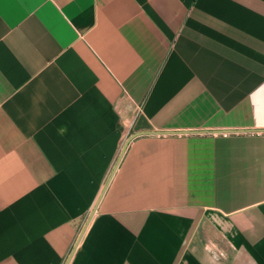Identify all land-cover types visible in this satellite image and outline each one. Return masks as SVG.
Here are the masks:
<instances>
[{"label": "crops", "instance_id": "crops-1", "mask_svg": "<svg viewBox=\"0 0 264 264\" xmlns=\"http://www.w3.org/2000/svg\"><path fill=\"white\" fill-rule=\"evenodd\" d=\"M263 126L264 0H0V264H264Z\"/></svg>", "mask_w": 264, "mask_h": 264}, {"label": "water", "instance_id": "water-1", "mask_svg": "<svg viewBox=\"0 0 264 264\" xmlns=\"http://www.w3.org/2000/svg\"><path fill=\"white\" fill-rule=\"evenodd\" d=\"M136 135H138V134H132V135L129 136V138H127V140L125 141V143H124V145H123V147H122V150H121V152H120V154H119V156H118V158H117V161H116V163H115V166H114V168H113V170H112V172H111V174H110V176H109V179H110V177L112 176V173H113L114 169L116 168L118 162L120 161V159H121V157H122V155H123V153H124V151H125V149H126L128 143H129V141H130L134 136H136ZM109 179H108V181H109ZM108 181H107V183H108ZM107 183H106V184H107ZM105 187H106V185H105ZM105 187H104L103 191L101 192V194H100L98 200L96 201V203H95L93 209L91 210V212H90V214H89V216H88V218H87V220H86V222H85V224H84V226H83V228H82V230H81V232H80V234H79V236H78V238H77L76 243H78V241L80 240V238H81V236H82V234H83V232H84V230H85V228H86L88 222L90 221V218L92 217V215H93V213H94V211H95V209H96V205H97V203H98L100 197L102 196V194H103V192H104V190H105Z\"/></svg>", "mask_w": 264, "mask_h": 264}, {"label": "built area", "instance_id": "built-area-1", "mask_svg": "<svg viewBox=\"0 0 264 264\" xmlns=\"http://www.w3.org/2000/svg\"><path fill=\"white\" fill-rule=\"evenodd\" d=\"M257 132H258V133H264V126H263V129L258 130Z\"/></svg>", "mask_w": 264, "mask_h": 264}]
</instances>
